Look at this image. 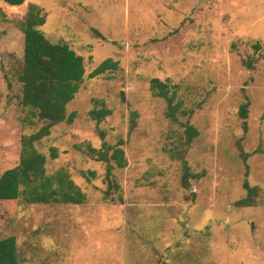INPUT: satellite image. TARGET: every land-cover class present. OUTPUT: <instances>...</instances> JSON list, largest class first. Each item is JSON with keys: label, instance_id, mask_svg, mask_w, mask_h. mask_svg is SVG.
I'll return each mask as SVG.
<instances>
[{"label": "rangeland", "instance_id": "rangeland-1", "mask_svg": "<svg viewBox=\"0 0 264 264\" xmlns=\"http://www.w3.org/2000/svg\"><path fill=\"white\" fill-rule=\"evenodd\" d=\"M31 3L47 13L46 36L84 57V81L68 104L75 121L36 146L47 172L67 169L87 200H0V238L17 237L21 264H264V0H0V176L43 125L32 123L13 74L25 47L17 23ZM107 58L119 67L91 76ZM155 77L176 84V101L194 113L169 118L151 89ZM96 100L113 110L100 123L89 114ZM186 122L200 131L189 148ZM101 130L110 144L124 139L128 164L113 170L116 186L107 163L76 147H101ZM179 153L194 174L189 187ZM246 179L260 187L253 206L239 203Z\"/></svg>", "mask_w": 264, "mask_h": 264}, {"label": "trees", "instance_id": "trees-1", "mask_svg": "<svg viewBox=\"0 0 264 264\" xmlns=\"http://www.w3.org/2000/svg\"><path fill=\"white\" fill-rule=\"evenodd\" d=\"M10 5H21L25 0H4ZM0 14H3L0 8ZM47 21V13L37 3H31L24 17L18 21V26L25 34L24 55L17 58L13 65V74L21 84L22 95L20 102L28 109L29 117L43 121V125L34 133L25 135L22 139V153L20 162L3 172L0 176V200L22 198L27 203L43 204H82L87 200V194L74 181L70 172L60 168L52 174L47 172V155L38 150L36 142L49 136L52 128L62 122L73 123L77 112H68V104L79 92L86 74L84 57L79 55L67 43L51 41L42 31L41 27ZM93 31L100 37L104 35L96 28ZM252 67L251 62L246 63ZM119 61L107 58L101 62L91 76L104 74L108 70L117 69ZM151 89L158 97L167 102L166 115L172 120L178 121L179 112L192 115L194 110L183 109V101H176L178 86L170 80H161L155 77L151 80ZM97 106L90 110L89 114L93 120L102 122L113 110L106 106L104 101L102 107ZM251 101L246 95V100L241 104L239 116L243 119L244 130H248L249 108ZM138 112H133L131 130L136 126ZM185 125V145L189 148L192 142L200 134L196 126L190 122ZM102 138L101 147H95L90 142L77 144L76 147L90 157L107 163V180L115 185L113 170L124 168L128 164L124 139L116 144H110L106 140L105 131H100ZM186 149V152L188 150ZM53 158L58 157L57 147H52ZM249 154L243 153L247 163ZM177 157L182 161L184 174L182 178L185 187L190 186V177L194 174L185 154L179 153ZM95 175V171H91ZM88 178V173L83 171ZM244 187L248 191L246 199L239 203L244 206L255 205V197L260 187L253 186L246 179ZM109 193L106 194L108 196ZM195 193L193 194V198ZM0 264H21L19 245L14 235L0 238Z\"/></svg>", "mask_w": 264, "mask_h": 264}]
</instances>
